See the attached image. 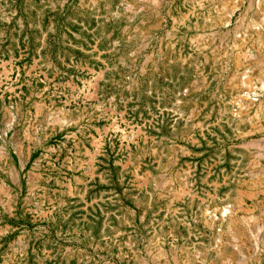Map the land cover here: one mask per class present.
<instances>
[{"label":"rangeland","instance_id":"rangeland-1","mask_svg":"<svg viewBox=\"0 0 264 264\" xmlns=\"http://www.w3.org/2000/svg\"><path fill=\"white\" fill-rule=\"evenodd\" d=\"M0 264H264V0H0Z\"/></svg>","mask_w":264,"mask_h":264},{"label":"bare ground","instance_id":"bare-ground-1","mask_svg":"<svg viewBox=\"0 0 264 264\" xmlns=\"http://www.w3.org/2000/svg\"><path fill=\"white\" fill-rule=\"evenodd\" d=\"M241 48H243V47H241ZM237 52H238V51H237ZM246 52H247V51H246ZM244 55H245V54H244ZM244 55H243V56H244ZM236 66H237V65H236Z\"/></svg>","mask_w":264,"mask_h":264}]
</instances>
